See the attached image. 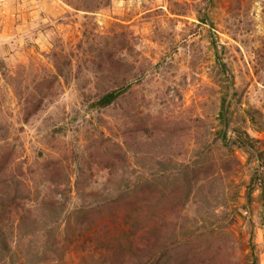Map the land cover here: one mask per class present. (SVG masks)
I'll list each match as a JSON object with an SVG mask.
<instances>
[{
	"label": "rangeland",
	"instance_id": "1",
	"mask_svg": "<svg viewBox=\"0 0 264 264\" xmlns=\"http://www.w3.org/2000/svg\"><path fill=\"white\" fill-rule=\"evenodd\" d=\"M0 209V264H131L124 230L156 264H264V0H0Z\"/></svg>",
	"mask_w": 264,
	"mask_h": 264
},
{
	"label": "trees",
	"instance_id": "2",
	"mask_svg": "<svg viewBox=\"0 0 264 264\" xmlns=\"http://www.w3.org/2000/svg\"><path fill=\"white\" fill-rule=\"evenodd\" d=\"M201 21L205 25L212 24L208 11L201 17ZM211 42L215 52L217 63L220 68V72L225 76L227 80L225 93L222 97L220 120L223 126L221 135L222 140L227 145H230V143H232V141L230 142V139L228 138V132L231 125L230 114L232 111L233 103L238 93L234 84V77L231 73L230 68L228 67V64L224 60L223 51L225 47L221 43L220 38L216 35L215 32L212 33ZM125 90V88L121 87L105 93L100 97V99H98V101H96L94 107L103 109L112 106L116 103L117 100L121 98V96L125 94ZM234 142L247 149L253 148L251 137L248 134H246V136H243L242 134L237 133ZM114 202L115 200L107 202L105 207L110 209V211L113 210L112 208H118L115 210H119L120 207L114 205ZM0 220H2L1 209ZM107 223V221H104L102 224L104 227H107ZM143 239L144 237L142 235H138V232H133L132 234L124 230L123 234L116 241L107 242V249H109L108 252H112L110 254L112 255V258H115V263L118 262V257L125 256L127 258V261L125 262H131V264H156L155 258L157 254V248L153 243H151V239L148 240V243H144ZM166 250H164L163 253L165 255L167 253ZM250 264H259L256 256L253 257L252 261H250Z\"/></svg>",
	"mask_w": 264,
	"mask_h": 264
}]
</instances>
